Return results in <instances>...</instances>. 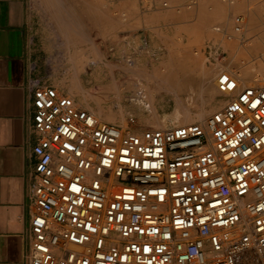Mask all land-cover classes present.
<instances>
[{
    "label": "built area",
    "instance_id": "built-area-1",
    "mask_svg": "<svg viewBox=\"0 0 264 264\" xmlns=\"http://www.w3.org/2000/svg\"><path fill=\"white\" fill-rule=\"evenodd\" d=\"M245 28L235 14L233 30ZM205 50L227 63L220 43ZM216 83L225 104L205 123L130 130L32 66L38 140L25 263L264 264V86L227 69Z\"/></svg>",
    "mask_w": 264,
    "mask_h": 264
},
{
    "label": "rangeland",
    "instance_id": "rangeland-1",
    "mask_svg": "<svg viewBox=\"0 0 264 264\" xmlns=\"http://www.w3.org/2000/svg\"><path fill=\"white\" fill-rule=\"evenodd\" d=\"M31 1L35 41L54 65L51 83L63 94H86L89 103H80L124 129L168 127L208 118L225 104V94L216 83L221 69L238 77L250 74L246 80L241 78L244 86L250 82L264 85V0L251 7L239 2L230 5L223 0H200L191 8V0H147L144 6L140 0ZM165 1L168 6L163 5ZM125 11L137 17L146 14V24L156 29V39L150 41L148 33L136 29L143 26L139 22L106 35L101 20L108 23L114 17L123 23ZM232 14L246 16L243 34L233 30ZM175 18L179 19L173 24ZM158 21L165 25L158 26ZM217 25L234 36L225 39L229 56L224 66L209 61L204 49V43L216 37L213 28ZM82 38L84 43L79 46ZM241 39H245L243 44ZM96 68H108L113 75L111 93L100 91L99 82L87 78ZM184 112L190 114L188 120L181 118ZM200 112L205 113L202 118Z\"/></svg>",
    "mask_w": 264,
    "mask_h": 264
},
{
    "label": "crops",
    "instance_id": "crops-1",
    "mask_svg": "<svg viewBox=\"0 0 264 264\" xmlns=\"http://www.w3.org/2000/svg\"><path fill=\"white\" fill-rule=\"evenodd\" d=\"M146 1L140 0V3L144 6ZM223 1L230 5L239 2L251 7L259 0H235L233 3ZM31 2L0 0V264H26L25 254L29 243L28 211L33 207L31 189L35 183L37 162L33 149L38 140V133L34 128L32 88L29 84L31 67H34L35 75L42 78L44 83L53 85L50 77L54 72L53 62L34 38ZM209 8L212 10L214 6L210 5ZM122 16L126 18L123 23H119L116 18L114 20V17L108 23L101 20L102 31L112 36L119 27L139 22L143 26L136 29L144 31L145 35L148 33L150 41L156 39V29L147 26L146 14L137 17L125 11ZM261 16L264 17V12ZM177 19L179 18H175L173 24L177 23ZM157 25L164 26L165 22L158 21ZM217 27L223 26L213 28L216 37L208 39L204 46L218 42L226 50V40L222 36L217 37ZM142 34L141 32V42ZM81 41L84 43V39H79V46ZM87 78L92 82H99L100 91L106 94L112 92L114 78L108 68H96ZM108 81L111 83L104 84ZM84 96V93H77L76 99L89 103Z\"/></svg>",
    "mask_w": 264,
    "mask_h": 264
},
{
    "label": "bare ground",
    "instance_id": "bare-ground-1",
    "mask_svg": "<svg viewBox=\"0 0 264 264\" xmlns=\"http://www.w3.org/2000/svg\"><path fill=\"white\" fill-rule=\"evenodd\" d=\"M68 21V20H67ZM67 33V32H66ZM69 33V32H68ZM70 42V41H69ZM175 52V51H174ZM244 73H246V71L245 72H243V74ZM215 74V73H214ZM245 76H250V74H248V73H246V74H244ZM238 77V79H239V81H240V83L242 84V85H244V81L241 79V78H243L244 80H246V79H248V77ZM217 77V76H216ZM151 79V78H150ZM156 80V79H155ZM254 80H258V78H256V79H254ZM192 81V80H191ZM260 81V80H259ZM189 82V81H188ZM246 84H248V80H247V82H246ZM248 85H256V83L254 84H252V82H250ZM264 86V85H263ZM74 87V86H73ZM160 88V87H159ZM152 89V88H151ZM156 89V88H155ZM167 89V88H166ZM160 90H161V88H160ZM164 90V89H163ZM169 90V89H168ZM174 91L176 90V88L175 89H173ZM184 90V89H183ZM156 91V90H155ZM157 91H158V89H157ZM194 91V90H193ZM84 92V91H83ZM190 92V91H189ZM212 92H214V87L212 86ZM175 93V92H174ZM178 92H176V94H177ZM86 95V94H85ZM71 96H73V97H75L76 98V95L75 94H73V93H71ZM141 98V97H140ZM135 99H137V98H133L132 97V100H135ZM142 99V98H141ZM151 101H152V98L150 99ZM215 100V99H214ZM150 101V102H151ZM152 104V103H151ZM219 105V104H218ZM86 106V105H85ZM216 106V105H215ZM86 108H88L89 109V107H86ZM91 109V108H90ZM110 113V112H109ZM111 114V113H110ZM113 114V113H112ZM205 113H203V112H200L199 113V117H203V115H204ZM106 115V114H105ZM114 115V114H113ZM112 115V116H113ZM97 116H99L100 118H103L102 117V115H100L99 113H97ZM189 116H190V114L189 113H186V112H184L183 114H181V118H183V120H188V118H189ZM107 118V117H106ZM104 119V118H103ZM116 119V118H115ZM207 119V118H206ZM206 119H200L198 122H202V123H205L206 122ZM123 120V119H122ZM105 121H106V119H105ZM111 121H113V120H111ZM125 122V121H124ZM127 123V122H126ZM189 123H190V121H189ZM186 124H187V122H186ZM127 125V124H126Z\"/></svg>",
    "mask_w": 264,
    "mask_h": 264
}]
</instances>
